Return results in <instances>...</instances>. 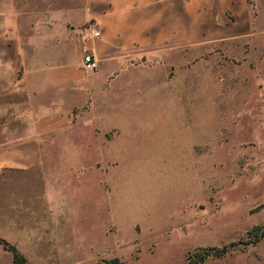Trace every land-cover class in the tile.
<instances>
[{
    "label": "rangeland",
    "instance_id": "obj_1",
    "mask_svg": "<svg viewBox=\"0 0 264 264\" xmlns=\"http://www.w3.org/2000/svg\"><path fill=\"white\" fill-rule=\"evenodd\" d=\"M73 1L0 0V141L26 132L28 22ZM247 6L252 35L171 58L191 81L112 84L48 137L42 196L0 200V264L3 243L25 264H264V0Z\"/></svg>",
    "mask_w": 264,
    "mask_h": 264
},
{
    "label": "crops",
    "instance_id": "obj_2",
    "mask_svg": "<svg viewBox=\"0 0 264 264\" xmlns=\"http://www.w3.org/2000/svg\"><path fill=\"white\" fill-rule=\"evenodd\" d=\"M87 23L100 38L78 35ZM25 34L10 94L26 99V132L0 141V200L9 202L8 216L19 189L42 196L48 177L55 178L45 172L48 137L81 115L92 120L96 96L112 84H186L192 68L170 66L171 58L190 55L193 42L235 41L252 31L247 0H77L28 22ZM84 51L98 62L93 72L82 68Z\"/></svg>",
    "mask_w": 264,
    "mask_h": 264
},
{
    "label": "built area",
    "instance_id": "obj_3",
    "mask_svg": "<svg viewBox=\"0 0 264 264\" xmlns=\"http://www.w3.org/2000/svg\"><path fill=\"white\" fill-rule=\"evenodd\" d=\"M78 35L83 40L94 41L100 38V33L96 29L94 23H87L78 29ZM98 62L94 55L89 53L88 51H84L82 58V68L85 71H95L97 69Z\"/></svg>",
    "mask_w": 264,
    "mask_h": 264
},
{
    "label": "trees",
    "instance_id": "obj_4",
    "mask_svg": "<svg viewBox=\"0 0 264 264\" xmlns=\"http://www.w3.org/2000/svg\"><path fill=\"white\" fill-rule=\"evenodd\" d=\"M260 229V227H254V229L251 230V232H255V230H258ZM250 232V234H251ZM264 233V228H263V232L261 234ZM256 239H257V236H256ZM4 247H5V250L10 252L13 256V260H14V264H25V261L24 259L17 253V251L11 247V246H8L7 243H3ZM232 245V244H231ZM209 251H213L215 252L217 255H224L227 251V246H224L223 248H211L209 250H207L205 253H203L204 256H207ZM203 259V257H202ZM102 264H121L120 261L118 259H113V260H110V261H106V262H103Z\"/></svg>",
    "mask_w": 264,
    "mask_h": 264
}]
</instances>
